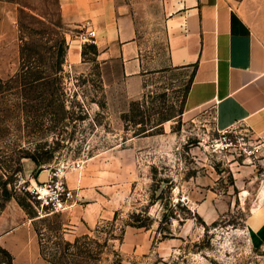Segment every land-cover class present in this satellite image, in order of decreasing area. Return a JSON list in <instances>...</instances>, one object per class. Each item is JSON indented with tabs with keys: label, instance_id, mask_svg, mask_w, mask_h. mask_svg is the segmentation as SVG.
Here are the masks:
<instances>
[{
	"label": "rangeland",
	"instance_id": "obj_1",
	"mask_svg": "<svg viewBox=\"0 0 264 264\" xmlns=\"http://www.w3.org/2000/svg\"><path fill=\"white\" fill-rule=\"evenodd\" d=\"M229 1L264 9V0ZM0 32V205L24 202L43 255L57 264H264V240L249 226L264 199V144L243 124L225 139L212 106L186 108L191 68L157 67L140 80L89 49L70 66L65 36L79 30L62 22L58 0H0ZM76 159L105 216L69 240L65 211L50 213L28 187ZM0 264H9L1 246Z\"/></svg>",
	"mask_w": 264,
	"mask_h": 264
},
{
	"label": "crops",
	"instance_id": "obj_2",
	"mask_svg": "<svg viewBox=\"0 0 264 264\" xmlns=\"http://www.w3.org/2000/svg\"><path fill=\"white\" fill-rule=\"evenodd\" d=\"M58 2L65 25L80 32L85 21L94 23L99 58L120 60L123 74L140 80L157 67L191 68L186 108L212 106L218 131L247 125L264 144V9L250 13L245 3L238 7L229 0ZM2 36L8 33L0 32ZM66 37L65 60L77 65L84 58L85 44L77 35ZM45 173L38 180H44ZM68 184L77 194L76 204L63 213L71 240L95 228L105 209L97 188L87 187L82 169L68 173ZM249 226L255 242L262 243L264 199ZM143 241L148 247L150 241L144 236ZM134 244L137 258L143 247ZM0 246L11 254L13 264H57L43 255L33 222L16 200L0 212Z\"/></svg>",
	"mask_w": 264,
	"mask_h": 264
},
{
	"label": "built area",
	"instance_id": "obj_3",
	"mask_svg": "<svg viewBox=\"0 0 264 264\" xmlns=\"http://www.w3.org/2000/svg\"><path fill=\"white\" fill-rule=\"evenodd\" d=\"M78 38L83 44L97 45V29L91 20L85 21L83 29L80 30ZM232 130L228 128L220 131L227 138ZM253 152V150L251 151ZM82 159L63 160L46 170L44 180H36L28 187L32 197L40 202L41 206L48 209L50 213H59L71 209L77 200L75 189L68 184V173L82 169Z\"/></svg>",
	"mask_w": 264,
	"mask_h": 264
},
{
	"label": "trees",
	"instance_id": "obj_4",
	"mask_svg": "<svg viewBox=\"0 0 264 264\" xmlns=\"http://www.w3.org/2000/svg\"><path fill=\"white\" fill-rule=\"evenodd\" d=\"M88 49L89 50H91L93 53H95V54H98V47L96 46V45H91V44H86L85 46H84V48H83V55L84 56H86L87 55V51H88ZM65 56V54H63V57ZM45 79V77H39V78H37L35 81H43ZM143 132H145V130H143L141 133H143ZM33 159H34V161L36 162V163H38V161L33 157ZM18 202H19V204L24 208L25 207V204H24V202L22 201V200H18ZM5 207V204H2V205H0V212H1V210L3 209ZM136 226V225H135ZM137 226H139V227H142V226H146V225H144V224H139V225H137ZM1 249H2V251L7 255V257L9 258V264H13L12 263V257H11V254L7 251V250H5V249H3L2 247H1Z\"/></svg>",
	"mask_w": 264,
	"mask_h": 264
},
{
	"label": "water",
	"instance_id": "obj_5",
	"mask_svg": "<svg viewBox=\"0 0 264 264\" xmlns=\"http://www.w3.org/2000/svg\"><path fill=\"white\" fill-rule=\"evenodd\" d=\"M46 177L44 176V179H45Z\"/></svg>",
	"mask_w": 264,
	"mask_h": 264
}]
</instances>
